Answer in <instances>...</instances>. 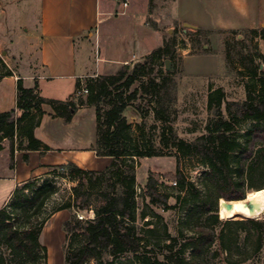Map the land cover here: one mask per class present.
<instances>
[{"label":"trees","instance_id":"obj_1","mask_svg":"<svg viewBox=\"0 0 264 264\" xmlns=\"http://www.w3.org/2000/svg\"><path fill=\"white\" fill-rule=\"evenodd\" d=\"M150 26L156 29L155 24ZM227 32L233 40L231 44L224 42V60L236 77L247 78L244 98L228 101L223 88L208 87L204 133L191 141L180 139L173 127L177 99L174 67L181 66L182 61L175 52L176 31L142 61L123 65L111 75L86 79L85 96L65 101L45 99L39 96L36 85L24 88L21 79L17 80L15 108L0 113V150L3 141H7L11 168L16 151L50 150L34 136L44 114L42 105L49 106L52 116L62 118L65 123L70 122L78 109L93 108V151L98 157H110L111 162L100 171L83 170L72 162L48 166L44 177L18 185L0 208L1 241L12 254L27 256L32 261L38 256L46 260L47 250L39 237L45 221L62 210L71 213L61 224L64 264H206L200 259L216 239L226 256L238 255L240 233H245L243 241L247 246L259 248L264 220L218 221L216 217L219 199L242 200L248 191L264 189V56L246 43L247 38L264 39V29L245 30L240 40L234 37L238 31ZM218 33L225 31L203 28L186 31L189 54H214L210 37ZM0 65L4 69L2 75H11L1 60ZM157 65L167 69L158 71ZM79 87L77 83L76 89ZM128 109L139 118L135 125L128 121ZM150 113L152 123L147 126ZM164 150L197 159L208 173L195 184L178 168L174 174L164 175L175 183L172 187L160 183L159 175L148 172L144 185L138 187L137 160L164 156ZM57 179L75 186L70 188L67 199L38 221L47 203L57 194ZM170 188L190 196V201L183 199L188 203L184 222L189 233L168 237V243L150 244L136 227V200L143 197L150 206L164 211L173 209L168 203ZM82 213L88 215L79 219ZM90 213L92 217H88ZM204 216L211 223L198 222ZM214 224L222 225L218 237ZM146 233L153 236L154 231L149 229ZM0 264H5L2 256Z\"/></svg>","mask_w":264,"mask_h":264},{"label":"crops","instance_id":"obj_2","mask_svg":"<svg viewBox=\"0 0 264 264\" xmlns=\"http://www.w3.org/2000/svg\"><path fill=\"white\" fill-rule=\"evenodd\" d=\"M170 8L171 18L154 29L146 20L147 16L153 17L149 15L148 0H0V46L7 44L0 60L11 72V75H2L4 69L0 65V113L15 108L18 79L24 88L36 85L42 98L75 99L77 83L85 85L88 78L111 75L123 65L142 61L163 45L168 38L166 34L170 36L180 25L183 28L184 23L225 32L264 28V0H172ZM16 18L25 38L21 47L13 40L17 28L11 23ZM97 21L101 22L98 26ZM194 29L185 28L182 33ZM176 40L175 52L182 59V74L203 77L219 73L218 55H190L188 37ZM23 52L30 61H15ZM41 108L44 114L34 129V136L50 150L16 151L11 168L9 143L3 141L0 208L18 185L31 178L44 177L48 166L72 162L83 170L100 171L111 162L110 157H98L93 151V108L78 109L69 123L53 117L49 106ZM126 114L132 124L139 121L131 110Z\"/></svg>","mask_w":264,"mask_h":264},{"label":"rangeland","instance_id":"obj_3","mask_svg":"<svg viewBox=\"0 0 264 264\" xmlns=\"http://www.w3.org/2000/svg\"><path fill=\"white\" fill-rule=\"evenodd\" d=\"M171 3L172 0H148L149 15L153 16L152 18L147 16L146 20L149 25L155 24L158 26L160 23L165 24L166 20L171 18L169 16V14L172 12L170 8ZM159 18L161 21L156 22L155 19ZM99 23L101 24V22L97 21V26ZM11 24L14 26V28H17V30L15 28V39L13 40L14 42H17V46L21 47L23 44L22 42L25 41V38L23 37V28L19 29L17 18L15 19V23ZM260 29L264 28L260 27L257 30ZM182 30L183 28L181 25L177 27L175 33L176 38H185ZM17 31L19 33L18 36H16ZM165 32L166 30H164V33ZM242 32L243 31L239 32L237 35H234V37L237 36V39L240 40L243 35ZM166 36L169 35L166 34ZM226 40L230 44L233 40V36H231L228 32L222 34H213L210 37V47L214 54L219 56L220 61V71L217 75L186 77L184 74H182L181 66L174 67V71L176 72L175 79L177 83V99L175 104L176 120L173 127L180 139L191 141L200 134L204 133V127L208 116L206 111V95L208 92V86H211L212 88H223L228 101H238L244 98V85L245 82H248V80L247 78L245 79L236 77L234 72L227 67L223 56L224 42ZM14 42L12 41L11 43L13 44ZM246 43H251L253 50L261 53L264 56V39L256 38L250 40L247 38ZM6 48L7 44L1 45L0 53L3 51L5 52L7 50ZM20 50L22 51V49ZM16 60L23 62L30 61L25 56L24 52L22 55H19L15 61ZM91 60L94 62L93 55ZM134 63L135 62L129 64L133 65ZM262 67H264V62ZM166 69L167 68L164 65H157L156 67V70L162 72H165ZM146 122L147 126L152 123L151 113L147 117ZM132 125L135 124L133 123ZM147 126L145 127V130L147 129ZM132 133H136L135 127L132 128ZM155 142H157V138L155 139ZM164 153H166V155L161 157L140 158L137 160L135 172L136 184L138 187L142 188L146 181L148 172H153L159 175L160 177L158 178V181L167 186H171L172 181L169 182V178L164 177V175L174 174L178 168H180L184 175L195 184H197L201 179L203 180L205 173H208L204 165H202L195 158H183L181 156L175 155V151L167 152L164 150ZM56 185L58 187L57 194L47 203L42 214L39 216L38 221L45 218V216H48L57 203L68 198L70 188L75 186V183L57 179ZM168 191L171 193L168 203L171 206H174V208L170 210L164 211L159 207L150 206L147 204V200L143 197H138L136 200V227L141 230L140 235L145 237L146 241H148L150 244H153L154 242L168 243V237H177L181 232L183 234L189 233L187 230H185L186 226L184 222L188 203L187 201L184 202L183 199L190 201V196L187 192L178 191L177 189L170 188ZM82 215L83 217H86L88 214L82 213ZM88 217H91L90 214ZM216 217L218 221H222L219 220L218 214ZM68 218L69 211H62L50 216V218L45 221L39 241L43 246L46 247V260H43L38 256L35 261H32L27 256L20 257L16 253L12 254V251L9 249V247L2 243L0 237V256L3 257L5 264H64V252L62 249L64 241L61 224ZM258 220H264V218ZM194 221L195 220L192 222ZM147 222L149 223L148 225H146ZM198 222L207 224L211 223V220H208L207 216H204L198 219ZM212 227L215 231L216 237H218L222 225L214 224ZM149 229L154 231L153 236L146 233V231ZM244 236L245 233L239 234L238 255L232 256L231 258L226 256V254L220 249L218 240L216 239L208 251L201 257L200 261L206 264H264V236L262 235V242L259 248L247 246L243 241ZM76 242L77 241H74L73 244H76ZM187 256L188 254H186V257ZM243 257L246 259L242 260ZM91 264L95 263L92 262Z\"/></svg>","mask_w":264,"mask_h":264},{"label":"bare ground","instance_id":"obj_4","mask_svg":"<svg viewBox=\"0 0 264 264\" xmlns=\"http://www.w3.org/2000/svg\"><path fill=\"white\" fill-rule=\"evenodd\" d=\"M246 203H250L248 207ZM92 214V213H91ZM264 216V189L248 191L242 200L219 201V220L262 219Z\"/></svg>","mask_w":264,"mask_h":264},{"label":"built area","instance_id":"obj_5","mask_svg":"<svg viewBox=\"0 0 264 264\" xmlns=\"http://www.w3.org/2000/svg\"><path fill=\"white\" fill-rule=\"evenodd\" d=\"M123 6L125 7L126 4L124 3ZM86 93H87V90H86V88H85V85L81 83V84H80V87L76 90L74 96L77 98V97H79V96L86 95ZM171 186L174 187V186H175V183L172 182V183H171ZM138 191H139V190H138ZM78 218H79V219H82V218H83V215H80V214H79V215H78Z\"/></svg>","mask_w":264,"mask_h":264},{"label":"water","instance_id":"obj_6","mask_svg":"<svg viewBox=\"0 0 264 264\" xmlns=\"http://www.w3.org/2000/svg\"><path fill=\"white\" fill-rule=\"evenodd\" d=\"M183 28L194 29L195 27H193V26H191V25H189L187 23H184L183 24ZM165 64H166V67H168V61H166ZM219 201H220V199L218 200V204H217V214L219 213ZM227 202H230V201H227ZM246 204H247L248 207H251L250 203H246ZM263 218H264V216H263Z\"/></svg>","mask_w":264,"mask_h":264}]
</instances>
